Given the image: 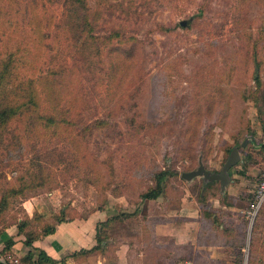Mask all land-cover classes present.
<instances>
[{
	"label": "rangeland",
	"instance_id": "374dc122",
	"mask_svg": "<svg viewBox=\"0 0 264 264\" xmlns=\"http://www.w3.org/2000/svg\"><path fill=\"white\" fill-rule=\"evenodd\" d=\"M235 147L224 189L182 177ZM263 175L264 0H0V236L104 210L110 259L137 232L172 264L185 226L211 264H264Z\"/></svg>",
	"mask_w": 264,
	"mask_h": 264
},
{
	"label": "crops",
	"instance_id": "0c3cea01",
	"mask_svg": "<svg viewBox=\"0 0 264 264\" xmlns=\"http://www.w3.org/2000/svg\"><path fill=\"white\" fill-rule=\"evenodd\" d=\"M25 207L30 214L35 210L34 204L30 202V205L25 204ZM190 205L188 202H184L180 208H178V216H184L186 212H189ZM45 216H50L51 213L48 210H41ZM58 212V211H57ZM56 212V213H57ZM108 211L97 210L90 215L82 218H67L66 221L57 223L56 231L52 234L41 236L34 239L32 245H27L17 233L12 236L9 234L14 233L13 229L7 228L5 233L0 236V249H2L4 242L8 238H15V243L12 247L15 260H18V264L21 263L22 257L32 252L37 259L40 256V251H45L48 255L56 260L65 259L66 264H169L168 258L159 257L155 260L148 258V250L142 251L140 245V234L135 233L130 238L127 244L120 246L112 259L107 256L100 255L99 252H92L84 254L83 251L90 250L97 245V232L98 225L106 218ZM53 216V215H52ZM169 228L161 227L157 228L156 234L160 239L163 238L162 232L168 236ZM199 228L196 227H183L172 230L174 242L178 245V249L175 250L176 257L179 259L174 260L172 264H211V256L198 257L197 250L199 247ZM138 241V242H137ZM207 247H212L210 243ZM207 260V262H205Z\"/></svg>",
	"mask_w": 264,
	"mask_h": 264
},
{
	"label": "trees",
	"instance_id": "16d2710c",
	"mask_svg": "<svg viewBox=\"0 0 264 264\" xmlns=\"http://www.w3.org/2000/svg\"><path fill=\"white\" fill-rule=\"evenodd\" d=\"M86 2V0H85ZM61 76L63 74H60ZM59 76V75H58ZM36 96V95H35ZM27 102H30L33 106L37 107V102H36V98L34 96L30 97V99H28ZM19 108V107H18ZM6 114V113H5ZM17 114V110L12 107L11 109H9V115L13 116ZM55 114H67V112H63V111H59L56 110ZM43 116H47V119H55L52 115H47V114H41ZM167 177V172L166 171H162L157 175V188L152 190L151 192L147 193V195H145L146 198L148 199H157L158 197H160L162 190H163V182ZM63 213V211H62ZM59 217V216H58ZM67 219H60L58 220L57 223H61L66 221ZM104 222V221H103ZM24 223L21 222L18 225V234L21 237V240H23L27 245H32L34 239L39 238L41 236H46L49 234H52L56 231V225H49L46 226V228L44 229V233L39 235H35V236H29V234L27 233V229L23 228ZM43 231V230H42ZM41 231V232H42ZM37 234V233H36ZM29 236V237H28ZM15 238H9L7 239L4 244L2 249H0V264H18V262L15 261L14 255H13V250L12 247L15 243ZM97 245L94 246L92 249L90 250H85L83 251L84 254H89L92 252H103L102 250V243L99 240V236H98V232H97ZM103 256V254H102ZM21 263L23 264H66L65 259L62 260H56L54 258H52L50 255H48L45 251L41 250L40 251V256L36 259L34 253L30 252L27 255H25L24 257H22Z\"/></svg>",
	"mask_w": 264,
	"mask_h": 264
},
{
	"label": "water",
	"instance_id": "95a60500",
	"mask_svg": "<svg viewBox=\"0 0 264 264\" xmlns=\"http://www.w3.org/2000/svg\"><path fill=\"white\" fill-rule=\"evenodd\" d=\"M187 22V20H183L181 21V24L185 26ZM240 159L241 156L240 152L238 151V147H235L220 172H212L208 170L201 159L197 169L183 172L182 177L188 181H192L198 177H203L204 180L209 184L221 182L222 189H224L231 181V169L240 161Z\"/></svg>",
	"mask_w": 264,
	"mask_h": 264
},
{
	"label": "built area",
	"instance_id": "2783aa9c",
	"mask_svg": "<svg viewBox=\"0 0 264 264\" xmlns=\"http://www.w3.org/2000/svg\"><path fill=\"white\" fill-rule=\"evenodd\" d=\"M263 204H264V175L257 187L254 196V202L252 203L251 208L248 209L246 213L251 218V220L257 215ZM15 261L18 262V260Z\"/></svg>",
	"mask_w": 264,
	"mask_h": 264
}]
</instances>
